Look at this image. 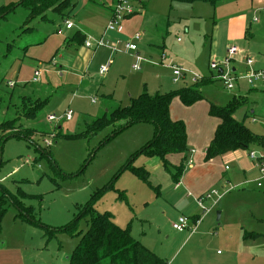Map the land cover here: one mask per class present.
<instances>
[{
    "label": "rangeland",
    "instance_id": "rangeland-1",
    "mask_svg": "<svg viewBox=\"0 0 264 264\" xmlns=\"http://www.w3.org/2000/svg\"><path fill=\"white\" fill-rule=\"evenodd\" d=\"M21 1L0 0V12ZM113 1L74 0L73 11L49 10L45 19L38 17L27 25L31 10L23 4L0 19V125L16 122L15 129L0 131V136L7 135L0 143V186L13 196L24 192V205L33 208L31 215L39 221L29 223L18 216L20 210L9 197L2 203L0 188V264H68L80 241L75 233L88 230L89 217H82L74 231L62 229L77 220L92 195L112 181L113 186L98 198L94 208L99 213H112L115 224L129 228L135 240L168 264H222V259L226 260L223 264H264V188L257 186L262 174L258 170L250 174L253 169L248 157L253 150L261 154L260 149L241 152L245 171L226 159L207 162L216 161L212 167L224 180L204 187V194L216 190L223 195L219 203L205 200L202 207L195 200L192 185L209 174L202 170L205 157L198 163L199 155L192 156L190 150L174 154L187 156L179 187L175 177L181 160L172 158L164 167L159 157L138 155L154 138V125L135 124L102 146L113 127L88 137L67 138L83 134L93 120L108 110L129 105L131 98L144 92L168 93L192 84V74L210 75L211 62L224 58L232 45L245 48L255 59L264 57V0L240 4L227 0L217 6L140 0L146 3L145 9L139 0H130L136 14L125 21L126 35L110 34L117 37L118 43L109 42L120 50L118 53L69 44L78 28L91 31L84 41L100 38ZM243 15L257 18L259 23L252 25L246 40H230V19ZM136 32L145 37L138 43V53L152 61L143 63L140 71L133 69L134 60L125 53L126 43ZM78 56L81 61L76 66ZM171 64L189 71L178 83L173 81ZM104 65L107 71L101 75ZM237 66L246 71V65ZM36 69L43 74L34 84ZM10 83L15 86L10 87ZM237 86L228 91L216 80L202 87L204 98L194 105L187 107L178 99L183 106L174 110L186 118L196 144L204 141L200 121L206 118L214 122L211 104L226 106L234 95L250 90L245 81ZM258 93L251 94L234 116L253 133L264 135V92ZM46 100L49 102L38 109L34 119L25 117V108ZM66 111H71V121L48 122L49 115L62 117ZM25 132H31V141L10 136ZM46 141L52 144L48 146ZM129 164L145 168L148 181L125 169ZM221 170L230 176L231 184ZM197 216L200 222L194 231L179 233L172 227L180 217Z\"/></svg>",
    "mask_w": 264,
    "mask_h": 264
},
{
    "label": "trees",
    "instance_id": "trees-1",
    "mask_svg": "<svg viewBox=\"0 0 264 264\" xmlns=\"http://www.w3.org/2000/svg\"><path fill=\"white\" fill-rule=\"evenodd\" d=\"M184 3H208L216 6L227 0H173ZM26 4L31 10L26 25L34 19L41 17L45 19V13L49 10L61 11L70 9L73 11L76 7L74 0H22L21 3L15 4L4 12H0V19L6 16L8 12L16 9L19 5ZM249 33L247 31V38ZM86 37L80 32H76L69 40L78 45H84ZM84 43V44H83ZM211 77H203L202 80L192 83L183 88L164 93L151 95L144 92L136 98H131L127 106L118 107L112 111L108 110L102 117H98L89 124L83 134L69 135L67 138H79L95 135L109 127H113L111 134L108 135L100 146L117 136L119 133L128 129L135 124L150 123L154 125V138L140 150L138 155L147 157H159L164 167L168 166V156L174 154H186L189 151L187 144V128L184 121H174L170 115V107L175 98H179L183 105L189 107L204 98L202 87L207 83L213 82ZM49 100L35 101L31 108L26 109L24 115L28 119H34L38 109L46 105ZM248 97L246 95H236L226 106H217L211 104L210 115L220 120L215 136L206 149L205 161L209 162L215 158L225 156L229 153L250 148L264 147V135L253 133L244 122L235 118L236 110L246 104ZM15 121H8L0 125V131H11L15 129ZM31 132L11 133V137H18L30 140L28 137ZM0 136V143L6 138ZM31 141V140H30ZM91 157V156H90ZM183 158L181 164L177 167L179 174L175 179L179 182L180 176L185 169ZM134 161V157L132 159ZM84 166L83 170L85 169ZM130 168L139 178L148 181L149 172L143 168H133L130 164L125 168ZM82 170V171H83ZM81 171V172H82ZM113 186V181L103 189L92 195L91 200L86 204L79 215L78 219L69 224L63 231H69L76 228V223L82 217H89L88 230L79 231L75 236L80 237V241L69 257L68 264H168L165 260L154 254L142 243L135 240L129 228H121L114 223L113 214L110 212L99 213L94 205L98 198ZM3 196L2 203H5L6 197L13 200V203L20 210L18 216L23 217L29 223L39 224L31 213L32 207L24 205L23 201L27 196L24 192L19 191L18 196H13L6 189L1 187ZM201 197V196H200ZM5 210L3 209L2 212ZM3 214V213H2ZM0 216V229H1ZM196 220V221H195ZM193 220L194 223L199 221ZM61 231V230H60ZM74 235V234H73Z\"/></svg>",
    "mask_w": 264,
    "mask_h": 264
},
{
    "label": "built area",
    "instance_id": "built-area-1",
    "mask_svg": "<svg viewBox=\"0 0 264 264\" xmlns=\"http://www.w3.org/2000/svg\"><path fill=\"white\" fill-rule=\"evenodd\" d=\"M139 4H142V1L139 0ZM135 7L130 0H116L112 9L111 18L105 28L104 33L98 39L89 37L86 39L84 46L92 51H97L101 48H107L111 50L112 54L118 53L120 50L113 48L110 44L109 35L110 34H123L125 31V21L131 16L135 15ZM254 22L257 23L259 20L254 19ZM69 21H66V24H69ZM144 35L140 32H136L132 35L131 39L126 43L125 53L131 55L133 58V69L135 71H140L143 63H151L150 59L144 58L138 53L139 47L138 43L143 40ZM110 41V42H109ZM115 43H118L116 41ZM246 65V71H241L237 65ZM172 69L173 81L178 83L182 75H186L189 71L184 68L171 64L169 66ZM213 79L221 81L226 90L233 91L238 88L237 84L239 81H245L250 89H258L261 86L264 87V62L261 63L258 59L250 57L247 52L237 45H232L227 49V53L224 58L216 59L211 62L209 66ZM107 71V66L104 65L100 68V74L104 75ZM43 74L41 69H36L32 82L34 84L40 82V78ZM193 83H196L203 79V76L198 74H192ZM10 87H14V83L9 84ZM95 102V100H93ZM49 123L52 122H62V121H71L72 113L71 111H66L62 117H57L56 115H49L47 117ZM255 122L256 120L253 119ZM46 144L50 146L52 143L46 141ZM261 154H258L255 150L250 151L248 157L252 162L253 170H258L262 177L259 179L257 186L258 188H264V147H262ZM191 163V162H189ZM228 170L229 167L226 166ZM222 195L218 191H212L202 195L197 199L198 204L204 207L203 202L205 200H215L219 201ZM205 212H208L209 209H205ZM200 221L196 223L188 217H180L176 223L173 224V229L179 233H184L185 231L191 230L194 231L198 226Z\"/></svg>",
    "mask_w": 264,
    "mask_h": 264
},
{
    "label": "crops",
    "instance_id": "crops-1",
    "mask_svg": "<svg viewBox=\"0 0 264 264\" xmlns=\"http://www.w3.org/2000/svg\"><path fill=\"white\" fill-rule=\"evenodd\" d=\"M240 2H244V0H238V4H240ZM252 2H253V0H252ZM197 3H201V2H197ZM113 6H114V1H113V3H112V5H111V7H110V11H111V14H110V16H109V20H110V18H111V15H112V9H113ZM141 6H142V8L143 9H145L146 8V3L145 2H142V4H141ZM217 6V5H216ZM254 17L253 18H248L246 15H243V16H234L232 19H230V22H231V25H233V33L231 34V36H230V40H233V39H236V40H240V41H242V40H246L247 39V31H249L250 29H251V27H252V25L253 24H257V23H259V22H257V23H255L254 22ZM106 28V27H105ZM84 29V28H83ZM82 28H78V30H77V32L78 31H80L85 37H87V36H89L90 35V33H91V31H87L86 29H84L83 30ZM105 30V29H104ZM187 32V31H186ZM119 35V34H118ZM123 35H126V32L123 34ZM246 38V39H245ZM109 39H110V41L111 42H115V41H117V37H110V35H109ZM144 39H145V37H143V40L140 42V43H142L143 41H144ZM68 40H70V39H68ZM69 42V41H68ZM73 44L72 42H69V44ZM239 47V46H238ZM83 48V47H82ZM242 49V48H241ZM245 49V48H244ZM243 49V50H244ZM84 50H86V49H84ZM227 50V49H226ZM225 50V55H226V53H227V51ZM245 51H247L246 49H245ZM86 52V51H85ZM90 52V51H89ZM140 53V52H139ZM88 53H86V55H87ZM216 55V54H215ZM224 55V56H225ZM78 59H77V61L75 62V64H76V66H78L79 65V62L81 61V58H79V56L77 57ZM257 58H258V60L261 62V63H263L264 62V57H261L260 55L259 56H257ZM211 71V70H210ZM212 72H210V75H205V74H201L203 77H211L212 79H213V77H212ZM82 76H84V75H82ZM81 76V79H83V77ZM85 77V76H84ZM214 80V79H213ZM216 81V80H215ZM258 92H264V87H260V88H258V89H250V90H248V91H246V93H242L241 95H246L247 97H248V101H249V97H250V95L252 94H259ZM239 95V94H238ZM234 96H236V95H234ZM178 99L179 98H175L173 101H172V104H171V107H170V115H171V118L174 120V121H178V120H181V121H184V123H185V121H186V118L184 117H182V116H179L178 114H177V112L174 110V109H176V110H180L181 108H180V106H183L181 103H179L178 102ZM179 101L181 102V100L179 99ZM212 116L210 115V118H211ZM213 119L215 118V117H212ZM186 124V128H187V144H188V148H189V150L191 151V153H192V156L195 154H198L199 155V161H198V163H200L202 160H203V158L206 156V149L208 148V146L210 145V143H211V141L213 140V138H214V136H215V132H216V129H217V127H218V125L220 124V120L219 119H217V118H215L214 119V122L212 121H208V120H206V118H205V120H203V121H200V138H201V140H202V138H203V142H202V144H196L195 143V140H194V138H192V137H190V131H191V129H190V127H189V125L187 124V123H185ZM191 125V124H190ZM256 149H262V148H257L256 147ZM242 150H238V151H235V152H232V153H229V154H227V155H225V156H221V157H218V158H221V159H226L227 161H229V163H237L238 164V166H239V169L240 170H243V171H245V169H242L241 168V165H246V164H244V157H243V155H242ZM263 152V151H262ZM203 153V154H202ZM177 156V157H176ZM180 156H181V158H180ZM183 155H170V156H168V161L170 160V159H172V158H176V159H179V160H181V162L183 161V157H182ZM191 156V157H192ZM187 157V156H186ZM215 159H217V158H215ZM218 160V159H217ZM247 161H248V159H247ZM189 162H191V163H189V164H193L194 163V161H193V159H191ZM204 162H205V164L206 165H203V167H202V170H207L208 172H209V174H207V176H206V178H204L203 179V181H197L194 185H192V188H193V190H196L194 193H195V200H196V202L198 203V201H197V199L200 197V196H202V195H204V193H206V191H204L203 190V188L204 187H207V186H214L215 185V183L218 181V180H224V178H222V177H220L219 176V170H217L215 167L213 168L212 167V165H214V164H216V161H213L212 163H207V161H205V158H204ZM210 162V161H209ZM181 164V163H180ZM179 164V165H180ZM178 165V166H179ZM177 166V167H178ZM247 168H249V167H247ZM253 169V168H252ZM224 170H226V169H224ZM207 171H206V173H207ZM221 171H223V170H221ZM249 171H251V173L250 174H252V173H256V170H249ZM258 173V172H257ZM223 174L224 175H226L227 176V173H225L224 171H223ZM259 174V173H258ZM228 178H229V180H228V182L227 183H229V184H231L232 183V180H231V178H230V176H227ZM261 179V178H260ZM257 180H259L258 178H257ZM205 183V184H204ZM227 183H225L224 184V191H227L226 190V185H227ZM204 184V185H203ZM228 184V185H229ZM182 185V182H180L179 181V184H178V186L180 187ZM226 186V187H225ZM262 189V188H261ZM223 195V194H222ZM222 198V197H221ZM220 201V200H219ZM219 201H215V203H219ZM205 212V211H204ZM199 217L197 216V217H191V220H195V219H198ZM196 221V220H195ZM200 221V220H199ZM218 256H222V254L218 251ZM226 260H224V259H222V264H223V262H225Z\"/></svg>",
    "mask_w": 264,
    "mask_h": 264
},
{
    "label": "water",
    "instance_id": "water-1",
    "mask_svg": "<svg viewBox=\"0 0 264 264\" xmlns=\"http://www.w3.org/2000/svg\"><path fill=\"white\" fill-rule=\"evenodd\" d=\"M219 216H220V214H219Z\"/></svg>",
    "mask_w": 264,
    "mask_h": 264
}]
</instances>
